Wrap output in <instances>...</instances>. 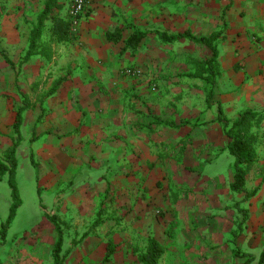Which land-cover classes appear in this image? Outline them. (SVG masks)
Instances as JSON below:
<instances>
[{
	"label": "crops",
	"instance_id": "1",
	"mask_svg": "<svg viewBox=\"0 0 264 264\" xmlns=\"http://www.w3.org/2000/svg\"><path fill=\"white\" fill-rule=\"evenodd\" d=\"M68 1L57 3L65 10ZM88 1L78 34L70 30L66 42L57 41L52 21H46L50 60L36 56L17 76L4 58L1 68L11 75L18 95H0V152L11 148L16 113L27 105L20 141L29 146L26 154L21 144L17 148L15 180L22 159L28 178L45 197L37 208L40 222L25 236L26 261L11 252L0 257V264H54L57 235L50 218L60 228H74L72 234L62 231L61 264H140L138 256L150 238L164 248L158 264H209L208 229L214 226L215 213L229 211L233 197L239 200L235 211L244 200V193L230 190L233 170H224V160L233 164L234 159L226 150L229 140L217 109L220 105L229 121L244 110L264 111V0ZM30 30L31 23L25 39ZM134 31L146 36L137 48H126ZM157 32L195 38L221 32L215 43L211 104L206 81L210 51L185 38L163 42ZM27 46L18 61L8 60L18 65ZM196 46L205 49L204 58L195 54ZM126 67L141 69L142 77L122 76ZM30 70L35 79H25L22 89L19 80ZM151 83L157 92L149 93ZM51 89L54 93L46 95ZM9 117L12 124L7 127ZM260 147L256 167L262 176L253 190L264 178V139ZM176 171L181 175H173ZM198 173L201 187L214 190V200L210 195L192 201L183 193L191 186V174ZM225 186L229 195L221 203L217 196ZM250 204L259 211L248 213V224L257 223L262 230L264 184ZM21 207L22 202L15 217ZM245 236H240L242 243L264 244L262 235ZM109 244L112 254L107 257ZM235 251L232 256L243 259L235 257Z\"/></svg>",
	"mask_w": 264,
	"mask_h": 264
},
{
	"label": "rangeland",
	"instance_id": "2",
	"mask_svg": "<svg viewBox=\"0 0 264 264\" xmlns=\"http://www.w3.org/2000/svg\"><path fill=\"white\" fill-rule=\"evenodd\" d=\"M87 2L89 4L88 0ZM71 4H72V0L68 1L67 8L65 10L63 9V6L61 5L58 11H59L60 17L70 22L71 33L75 36L79 32L80 21L82 20V17L84 16L86 12L88 4L84 8L82 15L79 17L76 26H74L75 28H73L72 21L69 16ZM41 8H42V0H0V95H18L17 92L15 91L16 89H14V84L11 79V75H8L5 72L4 68H1V67L2 65L5 64L4 58H7L11 61H18L17 59L21 56L24 50L23 49L24 44L25 46H27L28 38L25 39V37L27 36L28 31L30 29V23L35 21L36 16L39 13V10L41 11ZM241 15H245V13L242 12ZM12 34H16V37L13 38ZM260 40H261L260 37L256 39V41L258 42ZM184 52H186V50H184ZM195 54L204 58L206 52H205V49L199 46H196ZM121 74L122 76L128 77L130 79L131 78L138 79L142 77L143 72L139 68L126 67L121 70ZM1 79H3L2 84H1ZM25 79H27L28 83L29 81H33L35 79V73L30 70L26 72L25 74H23V76L19 80V85L22 89H25L27 86L26 83H23ZM147 89L149 93L157 92V87L154 83H151L149 86H147ZM242 112L243 111L237 113L234 117H230L229 118L230 121H233L236 118H238V116ZM262 113H263V119L261 120L260 125L257 128V132L259 136H261L260 145L262 144V140L264 139V133L262 132L263 127H264V112L262 111ZM4 123H5V126L8 127V125L12 124V119L9 117V119L6 120ZM21 135H23V137H26L28 135L27 128L23 130ZM12 137L14 138L15 136L13 135ZM20 144H21L20 148L23 147L24 154H26L27 147L29 145H27L26 142L22 143V141L19 142L18 146ZM260 145L257 149V158H258V151H262V148L260 147ZM17 148H16V151H17ZM6 152L7 151L0 152L1 160L5 159ZM222 157H225V156L223 155ZM15 158H16V153H15ZM19 162H20V169L18 170V173L16 174V183H17V187L19 190L20 200L22 202V207L17 213V216L12 221V224L10 225V228L7 231L4 244L0 238V242L1 244H3L2 246H0V257L1 256L3 257L4 253H11V252L15 256H18V258L25 256L26 249L25 247H23V245L27 239V238L25 239L26 233L30 234L33 230V224L38 222L39 218L37 216L38 214L37 208L39 206V203L41 202V197L43 199L45 197L44 195L40 196L38 194L35 183L28 178L27 171H25L26 164H25V167L23 168L24 161L20 159ZM163 167L165 168V165H163ZM184 167L185 166L180 165L181 170H183ZM227 168L233 170V164L232 163L227 164L225 163V160H224V170H226ZM250 172H251V175L248 177L249 181L247 182L245 186V189H246L245 192L247 195L251 194L254 191L253 187H255L256 183L259 181L260 177L262 176L260 173H258L256 162L250 166L248 175L250 174ZM173 175L179 176L181 174L178 171H176ZM191 177L192 179L189 181L191 183V186L185 187L183 189L184 190L183 193L188 198H191L192 200L194 197L195 200H198V198L205 200L206 197H210V195H212V192L214 191V190H211L212 187H210V190H208V192L205 188L201 187L202 185H201L200 173H198V175L191 174ZM263 184H264V178L262 180V183L259 189L261 188ZM161 185H162V182L160 180L159 187ZM173 189H175L174 186L170 188V190H173ZM227 189L228 188L225 186V190L223 189L219 190L221 193L220 195L217 196V198L219 199L218 202L224 203L225 199H228L229 191H227ZM203 190H205L207 194H202ZM246 194L244 193V195L242 196L244 200H243L242 205H240V208H237L238 209L237 211L233 209H234V204L239 200L233 197L232 201L228 203L229 205L228 207L230 208L229 211L226 210L227 212L221 211L219 213L218 212L215 213V217L216 216L217 217L214 222V226L208 229L209 235H210V240H209L210 257H208L209 264H244V261H245L244 259H236L232 256L231 252L235 249L239 250L242 253H248L252 255L255 259L252 264L258 263V259L261 254L260 250L264 248V244H262L260 241L259 244L255 245L258 247H254L253 246L254 244L252 245L248 243H242V239L240 238L241 234L244 233L246 236L254 235V234L259 235V236L262 235L261 237L264 239V227H262V230H263L262 231L258 227L257 223L251 222L250 224H248V220H249L248 213L253 212V211L256 212V210L258 212L259 209H257L256 206H253V204H250L251 198L246 199L245 198ZM177 197L178 196L176 195L172 196V198H177ZM210 198L214 200L215 196L212 195ZM11 203H12L11 192L7 184V176H5L3 180L0 182V222L5 221L7 219L9 215V205ZM208 203L209 201L207 202V204ZM211 203L214 204V202H211ZM240 209H242V211L245 212V216L247 217L244 220L242 217L243 213L240 212ZM154 213L156 216H160L161 211L156 210L154 211ZM256 214L258 215V213ZM215 217L213 216V218ZM39 222H40V219H39ZM61 229L63 232L71 231V234L74 231V228L72 227L64 226ZM88 229L89 228L87 227L82 228L81 229L82 234ZM77 231H79V229H77ZM168 231L171 233L172 230L169 229ZM170 235L171 234H167V236H170ZM77 237H80V234H78ZM234 238L236 239L233 240ZM232 241H235L236 244H233ZM137 245H142V244H137ZM251 246H253L252 249H250ZM26 256H25V260L23 259L24 261H26V258H27ZM16 262L22 263L23 261H19V262L16 261ZM172 263L177 264V262H173L170 260H166L163 262V264H172Z\"/></svg>",
	"mask_w": 264,
	"mask_h": 264
},
{
	"label": "trees",
	"instance_id": "3",
	"mask_svg": "<svg viewBox=\"0 0 264 264\" xmlns=\"http://www.w3.org/2000/svg\"><path fill=\"white\" fill-rule=\"evenodd\" d=\"M60 6L57 0H44L42 11L38 14L35 22L31 23V30L28 37V46L21 62L15 65L8 59H5L6 63L16 72L18 76L21 68L31 59L36 56H41L46 60L51 59V50L48 47L50 42L44 41V32L46 28V21H52L51 32L52 35L57 38L59 42H66L68 39V34L71 30L70 22L66 19L60 18L59 10ZM157 36L163 42H174L180 39H187L194 44L201 45L207 48L211 53V58L206 61V66L210 78L206 81L209 84L208 89V103L211 104L213 101V88L215 85V63L218 58V52L216 48V41L219 39L221 32L212 34L208 38H195L189 33L182 36H169L164 33H156ZM146 36V33L140 31H134V33L126 41V48H137L141 39ZM59 85L56 83L55 87ZM55 89H51L46 95L53 94ZM26 104V103H24ZM27 108H20L15 116V122L13 124L14 138L12 139V146L6 152V157L4 160L0 159V182L5 176H7V184L11 192L12 204L9 209V215L4 223L0 225V238L4 242L7 234V230L15 217L16 210L21 205V200L19 192L16 185L15 173L17 168V161L15 158L16 148L21 140L20 128L22 124V113ZM264 112V111H263ZM217 117L219 122L224 127V134L229 140L226 150L233 157V182L230 185V190L233 193H245L246 179L248 176L249 168L252 164L256 162L257 159V149L260 145L261 136L257 132V128L263 119V113L253 112L251 110L243 111L238 118L233 121L227 120L222 112L221 106L218 105ZM257 187L251 194H246V199L253 198L258 191ZM243 212V211H242ZM245 219V212H243ZM50 221L55 229L57 235V241L53 250V260L54 264H61L62 260L60 258V252L63 245V233L59 227L55 218H50ZM97 224V223H96ZM112 254L111 244H109L107 257ZM164 254V248L156 240L150 238L147 240L144 250L139 254L138 261L140 264H158L160 259ZM235 257H240L245 259L244 264H252L254 262V257L235 251L233 253ZM264 264V250L261 252L258 263Z\"/></svg>",
	"mask_w": 264,
	"mask_h": 264
},
{
	"label": "built area",
	"instance_id": "4",
	"mask_svg": "<svg viewBox=\"0 0 264 264\" xmlns=\"http://www.w3.org/2000/svg\"><path fill=\"white\" fill-rule=\"evenodd\" d=\"M87 3H88L87 0H72L69 16L72 21L73 28H75L74 26H76L77 21L79 17L82 15Z\"/></svg>",
	"mask_w": 264,
	"mask_h": 264
}]
</instances>
